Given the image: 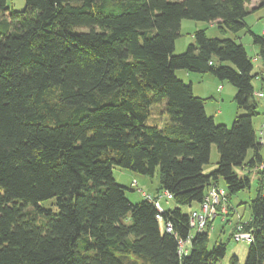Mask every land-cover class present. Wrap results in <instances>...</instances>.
I'll list each match as a JSON object with an SVG mask.
<instances>
[{
  "label": "trees",
  "instance_id": "obj_1",
  "mask_svg": "<svg viewBox=\"0 0 264 264\" xmlns=\"http://www.w3.org/2000/svg\"><path fill=\"white\" fill-rule=\"evenodd\" d=\"M24 1L13 10L0 0V264H221L227 242L209 245L218 215L191 233L182 207L200 208L220 180L228 202L250 187L252 170L244 264H264V145L252 125L264 34L248 29L258 73L241 43L203 29L173 53L183 19L235 34L251 0ZM177 71L236 89L231 127L206 114ZM157 105L166 119L148 123ZM213 145L218 161L206 172ZM113 168L156 175V196L131 203ZM162 193L175 207L158 212Z\"/></svg>",
  "mask_w": 264,
  "mask_h": 264
},
{
  "label": "rangeland",
  "instance_id": "obj_2",
  "mask_svg": "<svg viewBox=\"0 0 264 264\" xmlns=\"http://www.w3.org/2000/svg\"><path fill=\"white\" fill-rule=\"evenodd\" d=\"M8 8L13 10H22L25 7L24 0H7ZM250 13L245 19L247 28L232 34L227 31L224 33L218 28V26L201 22L192 21L188 19H183L180 23V35L175 40L174 45V55L181 54L185 51L186 46L192 43L193 34L200 29L205 30L206 35L212 38H230L237 43H241L248 56L253 62V73H258L260 68H262L261 63L257 57L258 49L252 44V39L248 33L250 29L253 33L261 35L264 33V5L257 6L253 10L248 7ZM184 71H177L176 75L179 79L189 82L183 75ZM193 78L191 79L193 83L192 92L195 96L205 99V111L207 115L213 116L214 122L216 124H222L227 127H231L235 117L241 113L233 101L236 89L226 81H218L211 75L201 76L202 80H197L198 75L191 74ZM200 77V78H201ZM221 85V86H218ZM253 88L256 92L261 90V83L259 79L253 78L252 80ZM257 104V115L252 119V125L256 134L257 139L262 137L260 134L261 126H264V97L254 98ZM162 106H154L151 109V115L149 117L148 123H162L166 116L162 114ZM260 134V135H259ZM252 152L249 151L248 157H251ZM218 161V154L215 145H213L210 153L209 163L205 165L204 170H214L216 168V163ZM260 168V166H259ZM238 173L242 174L240 170ZM113 178L119 185L125 187V195L131 203H138L144 199V194L151 197L156 196V190L158 188V178L156 175L153 177H148L134 173L132 171L113 168L112 169ZM250 180V187L239 191L237 194L231 196L228 202L223 201L219 210L214 208L215 219L210 227L209 234V245L211 246L216 241L227 242L226 255L221 261V264H228L229 259L233 256L237 258V264H244V259L248 251V245L244 242H236L232 238L231 234L235 231V227L238 222H248L250 219L249 203L250 200L254 199L257 189H258V177L257 174L252 170L250 173H246ZM134 182H137L135 187L132 186ZM219 186L224 189V183L222 180L219 182ZM165 193L161 194L159 198V203L162 208H173L175 203L172 200L165 198ZM262 194L264 196V184L262 185ZM218 206V205H217ZM229 207V209H228ZM224 208L226 213H222L221 209ZM199 205L192 204L191 207L183 206L182 211L185 213H190L192 211H199ZM196 230L192 229L191 233ZM185 248V246H184Z\"/></svg>",
  "mask_w": 264,
  "mask_h": 264
},
{
  "label": "built area",
  "instance_id": "obj_3",
  "mask_svg": "<svg viewBox=\"0 0 264 264\" xmlns=\"http://www.w3.org/2000/svg\"><path fill=\"white\" fill-rule=\"evenodd\" d=\"M259 97L262 96L261 93L257 94ZM260 134L263 135L259 138V142L261 145H264V126L261 127ZM260 168H263V165L260 166ZM134 185L136 183L134 182ZM165 198H168V200H172V197L165 193ZM160 198V197H159ZM225 201V193L224 190L219 186H212L208 190L207 196L204 200V202L201 204V207L199 211H192L189 215V225L191 229H195L196 231L200 232L205 229L206 224L208 221L212 220L215 217L214 208L220 204V202ZM154 205L158 212H162L163 208L161 207L159 203V199L154 201ZM221 212L224 214L226 213V210L224 208L221 209ZM157 220L161 224L162 230H164L167 233H171L172 229L169 224L164 225L162 218L159 215H157ZM242 222H238L235 231H233L232 238L236 242H244L247 245L252 242L251 234L247 231H245L242 227ZM189 239L186 241L188 242ZM185 242L180 241L179 242V252L180 253H187V248H184Z\"/></svg>",
  "mask_w": 264,
  "mask_h": 264
},
{
  "label": "crops",
  "instance_id": "obj_4",
  "mask_svg": "<svg viewBox=\"0 0 264 264\" xmlns=\"http://www.w3.org/2000/svg\"><path fill=\"white\" fill-rule=\"evenodd\" d=\"M262 5H264V0H251V2L249 3V5H248V7H250L252 10L254 9V8H256L257 6H262ZM264 34V33H263ZM183 75H184V78L186 79V80H188L189 79V81H191V79L193 78V76L191 75V74H187L186 72H184L183 73ZM201 76H198V78H197V80L199 81L200 79L202 80V77L200 78ZM192 82V81H191ZM218 86H221V85H218ZM192 88H193V83H192ZM221 88H222V86H221ZM204 109H205V105H204ZM206 112V111H205ZM207 114V113H206ZM208 116H210V115H208ZM213 117V116H212ZM264 124V123H263ZM262 127V126H261ZM261 130V129H260ZM260 135V134H259ZM208 171V170H207ZM210 171V170H209ZM136 184H137V182H135ZM144 194V196H148V197H151V196H149V195H146L145 193H143ZM160 197H161V195H160ZM163 209H165V208H163Z\"/></svg>",
  "mask_w": 264,
  "mask_h": 264
}]
</instances>
